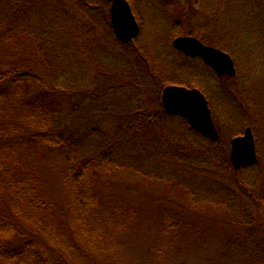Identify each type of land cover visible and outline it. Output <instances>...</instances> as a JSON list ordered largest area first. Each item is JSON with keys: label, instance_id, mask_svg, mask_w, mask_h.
I'll return each mask as SVG.
<instances>
[{"label": "trees", "instance_id": "1", "mask_svg": "<svg viewBox=\"0 0 264 264\" xmlns=\"http://www.w3.org/2000/svg\"><path fill=\"white\" fill-rule=\"evenodd\" d=\"M153 1L165 7V0ZM167 1L172 13L165 18L174 25V2ZM106 4L0 0V264H122L121 255L108 250L119 245L128 252L140 235L144 249L135 264H188L197 250L208 252L202 264H264V215L259 213L264 92L257 96L260 101L232 92L237 105L228 104L234 114L230 120H237L232 124L237 129L227 131L229 120L215 117L218 142L185 119L175 124H187L191 131L177 135L171 124L176 116L160 104L133 106V97L145 95L134 77L142 81L144 68L152 73L155 65H142L132 53H115L127 44L116 39L108 11L102 10ZM190 5L187 21L203 15L218 30L232 23L239 38L249 33L264 47V0H190ZM93 9L98 14H90ZM84 15L101 23L97 38ZM234 15L247 21H228ZM188 33L194 35V27ZM229 34L235 37L230 29ZM198 39L221 50L228 46L220 37ZM253 69L264 75V57ZM248 123L256 136L254 167L261 169L256 181L263 183H242L243 170L232 167L222 146ZM232 171L237 183L227 182ZM116 173L163 183L127 186L116 176L107 181ZM166 185L184 198L164 194ZM139 187L142 198L133 197ZM207 205L226 214V220L219 224L217 214L203 212ZM148 217L153 227L156 222V236L152 226H142ZM211 238L218 248L194 246H207Z\"/></svg>", "mask_w": 264, "mask_h": 264}, {"label": "rangeland", "instance_id": "2", "mask_svg": "<svg viewBox=\"0 0 264 264\" xmlns=\"http://www.w3.org/2000/svg\"><path fill=\"white\" fill-rule=\"evenodd\" d=\"M127 1L130 3L132 7V11L136 17V20L138 21V24L140 26V33L136 38H134L129 43H124V44H127V48H125L124 46L115 53H122V54L132 53V59L133 60H136L137 58L140 59V61H143L142 63H144L142 65L149 64V65H153V67L155 65V69L152 68V73L148 69L144 68L143 72L146 71V73L143 74L142 72V74H140L142 81L139 80L137 77H134L136 82H138L139 85L142 87L141 89H145V93H144L145 95L142 94L141 95L142 98L133 97L132 99L133 101L132 103H134L133 106L139 105L138 103L140 102H143V104L147 107L160 104L161 108H163V110L165 111L162 105V93L165 87L171 86V85H178V86H184L187 88H197L206 96L209 102L213 121H214V124L217 130H218V127H217L218 125H216V121L214 119L215 117L217 119L219 118V120L221 119V121L223 122H226V120H229L230 124L227 125V131H229L230 128H231V132L236 130L237 128L232 126V124L233 122H236L237 120L236 121L230 120L232 119V117H234V114L230 110L231 107L228 105L231 102L234 105L236 104V99H235V96L232 95V92L235 93L236 90L238 91L241 90L243 91L242 93H246L248 94L250 98H253V99L256 98V100H258L257 96H259V98L261 99L263 95L262 92H264V75L261 73V71L259 72V71H256L257 69L256 70L253 69V64L255 62L257 63L259 58H261V56L264 57V53H263L264 47L256 42L255 36L249 33H245V35H241L239 38L236 32V27L232 23L226 24L223 22L225 25H223L221 29L218 30V26L216 27L213 22H211L210 24L208 22H205L206 20L203 17V15H200L198 17H195L187 21L188 20L187 14L191 11L190 0H172L174 2L173 7L175 9L174 15L176 16V18L172 20L174 21L173 22L174 25H170L168 22L170 20H167L165 18V15L169 16L172 13L171 5L170 4L168 5L167 0L164 1V5H165L164 8L161 6V2L156 3L153 0H133L134 4L130 2L131 0H127ZM110 6H111L110 3L103 5L102 10L104 12L108 11L110 24H111ZM98 12L99 11L95 9H93V12L91 10L89 11V13L93 15L98 14ZM101 12L102 11H100V13ZM91 17L92 16L84 15L83 17L84 19L82 17L81 18L83 21L85 20L84 23L85 22L88 23L90 25V28L94 29L95 37L97 38L101 23L97 21L95 18H91ZM228 21H247V19L243 17L242 15L241 16L237 15V17L235 16L233 19H229ZM193 27L195 30V34L190 35L188 32L190 31V29H193ZM229 29L232 30V32H234L235 37L230 36ZM240 31L242 32L243 29H240ZM86 32H87V29H85V31L83 32V35H86ZM173 32L174 34H172ZM176 34H180V35L177 36ZM204 35H207L208 37H212V38L220 37L222 42H224L225 44H228V46H226L227 48H224V50L222 51L230 54L235 62L236 75L234 77L226 75V74L219 76L212 68L210 69L202 61V59L200 60L198 58L189 57L178 51L177 53H173L170 49V45L171 47L174 48L173 40L176 39L177 37L193 36L198 39V37L202 38ZM98 40L100 41L99 43H97V47L99 49L101 45L105 43V41L103 38L98 39ZM139 49H141L142 52L141 51L138 52ZM165 65L167 67H165ZM154 70L156 73L154 72ZM107 74H110V72H107ZM135 74L139 75V71L135 72ZM233 78L236 79L235 81L236 83L234 82L235 83V88H233L234 90L233 89L231 90L232 84H234ZM167 80H170V81L168 82ZM155 88L156 90H154ZM239 95H241V93H239ZM238 109L240 108L238 107ZM171 116H176L173 120H171L172 121L171 124H173V127L175 131L177 132V135H181V134L184 135L185 132L191 131L190 126H189L190 124L189 125L183 124L182 127H178L175 124V122H180L178 118L184 120L183 117L179 115H171ZM241 117H243V115L239 112V118L241 119ZM259 121H260V128H261L259 133L261 134V137H262L264 133V118ZM248 122H250V120H248ZM246 128H251L249 123L248 125H244V127H241V131L239 132L238 135H235L234 137L229 138L228 142L223 143L222 146L225 145L224 148L226 149L229 159H230V153H231L232 140L235 137L243 135ZM218 133L220 136L219 130H218ZM253 134H254V131H253ZM254 138H256L255 134H254ZM207 139L210 140L209 138ZM199 141L201 142L200 139L197 140V142ZM211 142L215 143L214 141H211ZM262 147H263V152H264V141H262ZM256 149H257V145H256ZM257 156H258V151H257ZM255 165L240 169V170H243L241 174L243 177L242 178L243 180L241 179L242 183L257 182L256 178L258 174L260 175L261 169H259V167L257 168L254 167ZM111 177L112 178H108L107 181L111 179L113 180V178L115 177L116 181L125 183V185L127 186H130V185L134 186L135 183H137V186H141L138 184L140 182L141 183H163L158 180L157 181H154V180L146 181L143 178L132 176V174L130 173H126V174L116 173V174L111 175ZM229 177L232 182L227 181L228 183H237L235 181H237V178H239L234 175L233 171ZM257 183H263V182L260 181ZM158 186L159 185H154L152 186V189ZM233 187L236 188V186H233ZM161 190L163 191L164 194L170 195L173 198H177V199L184 198V195L182 194V192L174 188L172 185L162 186ZM166 191H170V193ZM134 194H133V197L136 196V197L142 198L143 191L139 187L137 190H135ZM183 205L186 206V204H183ZM205 207H207L209 210L207 211L203 210V212L205 213L211 212V213L217 214L220 217V221H218L219 224H221L220 222L223 223L224 220H226L224 217L226 214L215 211L217 210L215 207H211L208 205ZM146 212L147 210L143 209V211L141 212V215L144 217V214ZM259 213L261 215H264V202H262L259 208ZM142 216H140L141 219H143ZM153 218L155 219L157 218V216H153ZM261 218L263 219L264 217L261 216ZM145 220L146 222H143L142 226H152L153 227L154 225L153 220H150L149 217L146 218ZM145 228L146 227H142L139 229V231L142 233L143 229ZM153 228L154 230L151 231L150 233L156 236L157 230H158V228L156 227V222ZM141 236L142 235H140L138 238H136L135 236L133 237L131 243L127 246L128 252H125L123 249H119V245H115L113 248L108 250L109 251L108 254L117 253L118 256L121 255L122 264H135V262L140 256L141 246H142V249H144V246H143L144 242L141 241ZM217 236H218L217 238H219L220 235L217 234ZM212 240L213 242L211 244H208L207 246L200 245V243L198 242H195L194 246L198 248L199 247L218 248L219 244H217V240H214V239ZM180 242L181 241H177L175 244L176 247L178 246L177 249L181 247ZM182 247H184V245H182ZM134 248H136L137 251H134V254H135L134 256H130L131 250ZM207 255H208V252L206 251L202 252V250L200 251L197 250L194 254H192V256H190L189 260H187L188 264H197V263L202 264L204 259L207 257ZM129 257H132V258L130 259ZM105 258L109 260L107 257Z\"/></svg>", "mask_w": 264, "mask_h": 264}, {"label": "water", "instance_id": "3", "mask_svg": "<svg viewBox=\"0 0 264 264\" xmlns=\"http://www.w3.org/2000/svg\"><path fill=\"white\" fill-rule=\"evenodd\" d=\"M110 3L111 24L116 38L122 43H129L140 33V26L127 0H106ZM176 50L189 57H199L219 76L236 75L232 57L217 48L204 45L195 37H177L173 40ZM162 105L170 115H179L200 134L211 141L219 140V133L212 118L206 96L197 88L171 85L164 88ZM231 163L235 170L253 166L258 161L254 134L246 128L244 134L231 142Z\"/></svg>", "mask_w": 264, "mask_h": 264}]
</instances>
